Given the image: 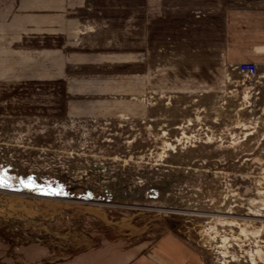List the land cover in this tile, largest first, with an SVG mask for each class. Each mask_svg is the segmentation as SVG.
<instances>
[{"label":"rangeland","instance_id":"1","mask_svg":"<svg viewBox=\"0 0 264 264\" xmlns=\"http://www.w3.org/2000/svg\"><path fill=\"white\" fill-rule=\"evenodd\" d=\"M225 1L264 7L164 0L147 20L144 0H72L52 34L0 0V264H104L137 215L205 264H264V66L251 79L224 60ZM6 47L63 50L66 80L135 89L68 95Z\"/></svg>","mask_w":264,"mask_h":264},{"label":"crops","instance_id":"2","mask_svg":"<svg viewBox=\"0 0 264 264\" xmlns=\"http://www.w3.org/2000/svg\"><path fill=\"white\" fill-rule=\"evenodd\" d=\"M15 1H17L18 13L10 19H12V23H20L19 27L22 31L30 26L31 29L34 27L36 31L40 32L43 27L48 28L45 29L48 33L59 34L71 27L73 21L68 13L72 11V0H25L23 3L13 0V2ZM226 3L227 1L224 2L225 12L222 17L224 60L227 63L253 62L264 66V7H226ZM163 11L164 0H144V14L147 20L161 19ZM22 31L20 33L24 32ZM5 49L7 53L19 56L18 61L28 65L29 68L35 67L34 70H40L41 67H44L45 70L42 74L63 81L64 91L68 95L84 93L82 91L85 90L87 92L94 91L92 92L94 94H107L135 89L133 82L130 83V87L127 85L126 89H122L115 86L114 83L104 85L103 88L97 85V80L86 83L72 82L69 80L70 78L66 80V63L69 60L63 50L16 51V49L8 47ZM61 49H64L63 46ZM2 50H4L3 47L0 48V51ZM144 56L145 63H147V51ZM127 59L130 58L127 57ZM128 61L127 63H130ZM37 75H39L37 78L41 77L40 72H37ZM143 84L144 82H139V85ZM97 86L98 90H96ZM66 106L70 108L75 105L69 101ZM139 218L141 219L137 215L133 217L132 222H127V226L123 228L125 233H120L123 231L119 229L112 233V245L110 246L113 249L111 251L110 249L103 250L105 259L109 258L104 264H205L199 249L176 229L169 228L167 223L139 222ZM96 256L92 257L90 264L95 263Z\"/></svg>","mask_w":264,"mask_h":264},{"label":"built area","instance_id":"3","mask_svg":"<svg viewBox=\"0 0 264 264\" xmlns=\"http://www.w3.org/2000/svg\"><path fill=\"white\" fill-rule=\"evenodd\" d=\"M236 71L240 74H244L248 78H258L259 72H258V65L253 62H243L240 63L235 67ZM259 92H257L256 99L259 98Z\"/></svg>","mask_w":264,"mask_h":264},{"label":"bare ground","instance_id":"4","mask_svg":"<svg viewBox=\"0 0 264 264\" xmlns=\"http://www.w3.org/2000/svg\"><path fill=\"white\" fill-rule=\"evenodd\" d=\"M256 64V63H255ZM172 146V145H171ZM230 214V212H228V213H226L225 215H229ZM246 216H250V215H246ZM254 216H256V215H254ZM254 216H250V217H253L254 218ZM250 253V252H249ZM250 255V254H249ZM254 255L256 256H258V258L259 259H261V258H264V256L263 257H261L263 254H261V250H255V254H253V255H251V260L255 263V261H256V259H255V257H254Z\"/></svg>","mask_w":264,"mask_h":264},{"label":"water","instance_id":"5","mask_svg":"<svg viewBox=\"0 0 264 264\" xmlns=\"http://www.w3.org/2000/svg\"><path fill=\"white\" fill-rule=\"evenodd\" d=\"M19 188H22V187L20 186ZM30 196H31V195H30ZM34 196H36V195H34Z\"/></svg>","mask_w":264,"mask_h":264},{"label":"trees","instance_id":"6","mask_svg":"<svg viewBox=\"0 0 264 264\" xmlns=\"http://www.w3.org/2000/svg\"><path fill=\"white\" fill-rule=\"evenodd\" d=\"M35 191H37V190H35Z\"/></svg>","mask_w":264,"mask_h":264}]
</instances>
